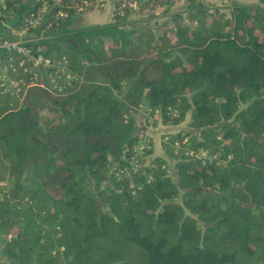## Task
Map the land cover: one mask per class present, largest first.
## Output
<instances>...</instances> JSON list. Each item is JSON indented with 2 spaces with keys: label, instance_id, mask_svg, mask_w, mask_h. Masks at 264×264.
Returning a JSON list of instances; mask_svg holds the SVG:
<instances>
[{
  "label": "trees",
  "instance_id": "16d2710c",
  "mask_svg": "<svg viewBox=\"0 0 264 264\" xmlns=\"http://www.w3.org/2000/svg\"><path fill=\"white\" fill-rule=\"evenodd\" d=\"M48 1L51 27L30 29L47 38L28 45L66 57L72 81L61 92L46 75L32 85L29 67L17 76L25 80L17 98L0 95L6 264H264V0L234 2L229 16L199 0L170 15L175 0H165L172 21L155 29L130 23L133 8L116 0L112 24L75 31L73 21L98 0H86L81 13L82 0ZM42 2L7 0L0 37ZM60 11L66 17L56 18ZM54 38L70 49L55 54ZM142 110L164 125L190 114L189 127L201 132L164 142L176 181L161 158L140 159L130 177L114 175L144 137L135 121ZM226 121L233 124L218 135L214 127ZM200 149L214 161L186 155Z\"/></svg>",
  "mask_w": 264,
  "mask_h": 264
},
{
  "label": "built area",
  "instance_id": "2783aa9c",
  "mask_svg": "<svg viewBox=\"0 0 264 264\" xmlns=\"http://www.w3.org/2000/svg\"><path fill=\"white\" fill-rule=\"evenodd\" d=\"M33 1V0H30ZM149 0H144L147 2ZM7 0H0V8L5 9ZM50 1L44 0L41 3V6L38 8L37 14L35 17H31L25 22V25L19 28H10L17 38H4L0 37V62L5 64L2 60L1 52H6L12 55H16L19 58L18 62L10 60V63L5 64V73L11 74L9 78L7 74L0 75V95H10L12 90L17 91L18 95L21 91V86L24 85L25 80L19 79V71L24 70V72H29V67L33 70L35 77L31 79V84L35 85L37 83V77L47 76L51 89L54 92H61L65 87L69 86L72 81V74L68 68V60L66 57L61 59H52L46 58L43 55V49L38 48L35 52L28 43H33L37 41L34 33L30 32L31 28H37L45 23H48V20L45 18L46 13L49 12V3ZM60 0H52V3L57 5ZM83 6H80L77 10L78 13H81L84 10V6L88 4L86 0H82ZM102 6V0H98V6ZM138 2L135 0H123V3L120 6V9L125 8L126 6L136 9L138 7ZM122 14V11H120ZM56 18L66 17L65 12L60 11L55 16ZM51 27V23L47 24V28ZM9 29V28H8ZM41 40L46 39L47 36H44L43 33L38 36ZM3 68V67H2ZM17 74V75H16ZM61 81V82H60ZM17 95V97H18ZM158 113V111H156ZM147 138V137H146ZM148 139V138H147ZM168 140V139H167ZM188 141L187 139L185 140ZM178 149V143L175 144ZM150 148L149 139L141 140L139 145L134 148V155L131 157L129 162V167H122L114 171V175L117 179L123 177H130L133 171H136L141 167L140 159H146L147 154L145 153L147 149ZM186 155L190 158L200 160L204 165L207 163H212L214 161L213 155H210L205 149H200L199 151L190 150L186 152ZM212 156V157H211Z\"/></svg>",
  "mask_w": 264,
  "mask_h": 264
},
{
  "label": "crops",
  "instance_id": "0c3cea01",
  "mask_svg": "<svg viewBox=\"0 0 264 264\" xmlns=\"http://www.w3.org/2000/svg\"><path fill=\"white\" fill-rule=\"evenodd\" d=\"M165 0H149L148 2L141 3L136 9L132 11L129 16L128 21L130 23L142 22L143 24H148L152 29H155L157 25L162 22L171 23L172 19L164 13V7L162 3ZM190 0H175V3L170 6V15L172 13L185 12L187 4ZM203 3H207L212 6H216L222 9L229 16V7L232 3L238 2L244 5H259V0H199ZM115 2L116 0H102V6L99 5L97 8L85 15H80L77 17L71 26L70 30H79L83 28H88L97 25H108L114 22L115 15ZM264 7V6H263ZM9 28V27H8ZM4 29L3 33L6 37L15 39L17 38L13 34L12 30ZM36 39L40 40L36 34ZM146 116V110L140 111L135 116L136 125L138 126V131L144 136L148 137L152 142L153 153L150 155V160L156 158H161L165 160L172 171L175 172V162L171 159L163 149L164 142H167L168 136L172 134L184 133V132H194L193 129L189 127L190 114L188 115L185 122L179 125H164L162 122H157L156 124H151ZM165 139V140H164ZM171 172V171H170ZM169 172V173H170ZM6 262L8 259L6 258Z\"/></svg>",
  "mask_w": 264,
  "mask_h": 264
},
{
  "label": "rangeland",
  "instance_id": "374dc122",
  "mask_svg": "<svg viewBox=\"0 0 264 264\" xmlns=\"http://www.w3.org/2000/svg\"><path fill=\"white\" fill-rule=\"evenodd\" d=\"M58 39V38H57ZM56 38H54L53 40H52V42H53V44H55L56 46H55V54H57V52L59 51L60 52V50L61 51H63V50H68V49H70V47L68 46V44L66 43V42H64L62 45H60L61 43H59L58 42V40H57ZM12 60V61H15V62H18L19 61V58L17 57V56H10V55H6V54H3V56H2V60L3 61H5L4 63L7 65L8 63H10V60ZM5 64H2L1 62H0V75L1 74H7V73H9V72H6L5 73ZM3 67V68H2ZM19 74V73H18ZM17 75V74H16ZM7 76L10 78L11 77V74H7ZM61 82V81H60ZM18 92L17 91H15V90H12L11 91V93H10V95L8 94V95H4V97H3V99H5V100H7V98L8 99H13V98H17V94ZM19 96V95H18ZM146 116L148 117L149 116V114L147 115L146 114ZM147 119V118H146ZM151 122V124H156V122L153 120V118H151V120H150ZM159 122H161V120L159 121ZM42 123V125H43V123L44 122H41ZM231 124H233L232 123V121H226V122H222L220 125H217V126H215L214 127V129H215V131H216V133L219 135V132L223 129V127H225L226 125H231ZM197 135H199L200 137H201V132L199 131V130H193ZM216 135V134H215ZM144 136V135H143ZM203 136V135H202ZM214 135H212V136H209L208 137V141L209 142H213V140H214ZM142 140H148L147 138H146V136H144L143 137V139ZM165 140V139H164ZM180 148L178 147V149L176 148V153H178L180 150H179ZM209 154L210 155H212L210 152H209ZM212 157V156H211ZM213 157H215V156H213ZM216 158V157H215ZM151 161L152 160H150V156H147V158H146V160H145V164L147 165V164H150L151 163ZM168 170V173H169V175H170V177L172 178V179H174L175 181H176V179H175V177H174V172L172 171V168H170V169H167ZM27 174V173H26ZM91 188H93V186H91ZM182 195H183V191H181L180 192V196H179V198L175 201L176 203H182ZM100 208H101V211H107V207L104 205V204H102V203H100ZM37 209H39V208H37ZM47 225L46 226H48L50 223H46ZM2 242V239H1V237H0V262L2 263V264H6L7 262H6V256H5V254H4V245L1 243Z\"/></svg>",
  "mask_w": 264,
  "mask_h": 264
}]
</instances>
